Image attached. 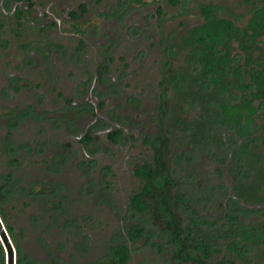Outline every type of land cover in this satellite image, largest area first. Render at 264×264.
Segmentation results:
<instances>
[{"label": "rangeland", "instance_id": "rangeland-1", "mask_svg": "<svg viewBox=\"0 0 264 264\" xmlns=\"http://www.w3.org/2000/svg\"><path fill=\"white\" fill-rule=\"evenodd\" d=\"M252 1L0 0V179L12 170L19 185L7 210L21 233L23 256L35 264H117L112 248L126 244L128 264H203L192 247L186 249L192 258L175 253L161 216L130 206L142 185L134 169L153 158L159 136L175 187L188 201L174 209L183 226L193 209L211 230L226 227L230 214L264 221V203L234 195L230 153L195 147L174 125L173 111L191 119L198 109L177 105L165 79L185 64L177 44L203 21L200 3L243 25ZM116 129L122 135L114 141L108 134ZM219 133L229 143L239 141L226 130ZM257 138L264 151V135ZM177 154L181 165L174 162ZM11 155L19 163L11 164ZM137 226L143 233L131 241L128 232ZM0 243L7 264L1 235ZM263 248L245 245L242 259L220 241L206 261L264 264Z\"/></svg>", "mask_w": 264, "mask_h": 264}, {"label": "trees", "instance_id": "trees-1", "mask_svg": "<svg viewBox=\"0 0 264 264\" xmlns=\"http://www.w3.org/2000/svg\"><path fill=\"white\" fill-rule=\"evenodd\" d=\"M167 2L175 6L180 0ZM81 6L84 11L85 6ZM198 9L203 21L183 32L177 44L185 51V64L170 70L165 78L174 92L175 103L192 105L198 113L186 119L173 111V123L195 147L227 150L231 159L227 170L233 177L234 195L245 203L263 204L264 151H259L256 144L257 135H264V120L259 123L264 115V0L251 2L250 16L243 25L221 16L210 3H200ZM16 15L22 16V11L17 9ZM71 15L78 16L76 12ZM220 130L230 132L239 141L233 144L225 141ZM121 135L120 129L108 134L114 141ZM165 144L159 136L153 144V158L144 160L134 169V174L142 179V185L130 196V206L138 213L151 212L165 220L168 244L173 246L175 253L192 258L186 251L188 246L192 247L200 253L198 262L207 264L211 248L220 241L230 253L242 259L245 258V245L264 244V221L245 222L237 214L228 215L226 227L211 230L202 227L194 218L193 209L188 225L183 226L181 215L174 209L180 204L187 206L188 201L175 187L174 172L167 165ZM10 151V154L16 153ZM181 159L177 154L174 162L181 165ZM9 161L19 163L18 157L13 155ZM217 171L222 176V170ZM251 173L253 178L247 181L245 178ZM18 187L12 170L0 179V219L16 250V264H35L22 255L21 233L7 210L8 203L19 192ZM174 188L177 190L173 194ZM142 233L143 228L137 226L128 232V236L135 241ZM158 249L165 247L159 245ZM112 254L117 264H128L130 248L118 244L112 248ZM261 256L264 258V248ZM0 264H5L1 243Z\"/></svg>", "mask_w": 264, "mask_h": 264}, {"label": "water", "instance_id": "water-1", "mask_svg": "<svg viewBox=\"0 0 264 264\" xmlns=\"http://www.w3.org/2000/svg\"><path fill=\"white\" fill-rule=\"evenodd\" d=\"M0 235L7 247V251H8V262L7 264H13V253H12V248H11V245L8 241V238H7V235L5 234V231L3 229V226L1 224V221H0Z\"/></svg>", "mask_w": 264, "mask_h": 264}]
</instances>
